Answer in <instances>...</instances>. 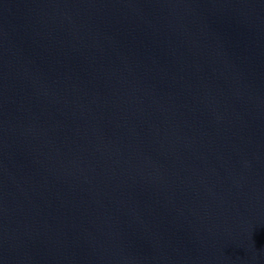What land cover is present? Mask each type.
<instances>
[{
  "label": "water",
  "instance_id": "95a60500",
  "mask_svg": "<svg viewBox=\"0 0 264 264\" xmlns=\"http://www.w3.org/2000/svg\"><path fill=\"white\" fill-rule=\"evenodd\" d=\"M0 264H264V0H0Z\"/></svg>",
  "mask_w": 264,
  "mask_h": 264
}]
</instances>
